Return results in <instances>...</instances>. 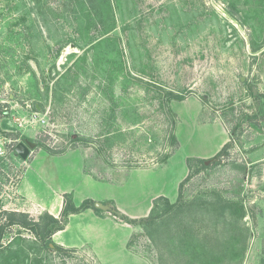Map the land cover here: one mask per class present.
Returning a JSON list of instances; mask_svg holds the SVG:
<instances>
[{"label":"rangeland","instance_id":"rangeland-1","mask_svg":"<svg viewBox=\"0 0 264 264\" xmlns=\"http://www.w3.org/2000/svg\"><path fill=\"white\" fill-rule=\"evenodd\" d=\"M172 94L207 107L189 120L182 111L180 149ZM211 114L228 148L188 165L185 154L218 139L195 122ZM23 138L35 144L26 158L15 151ZM263 146L264 0H0V264L10 247L28 255L16 264H93L6 226L11 212L41 221L18 185L28 167L57 176L52 156L65 152L121 183L106 191L133 212L171 191L173 212L156 209L129 241L153 263L243 264L250 247L247 264H264Z\"/></svg>","mask_w":264,"mask_h":264},{"label":"crops","instance_id":"crops-1","mask_svg":"<svg viewBox=\"0 0 264 264\" xmlns=\"http://www.w3.org/2000/svg\"><path fill=\"white\" fill-rule=\"evenodd\" d=\"M168 106L176 115L174 137L180 149L182 146L180 137L182 111L184 110L189 120V118H193L194 112H203L207 107L199 97L193 94L185 96L182 100L173 99L168 103ZM207 118V121H203L200 117V121L196 120L195 122L202 127L213 126L212 129L216 131L218 139L208 148L198 144L192 152L183 156L185 162L188 158L199 161L208 156L212 157L224 144L230 141L224 120L218 114H211ZM259 156V163L263 165L264 146L260 149ZM52 160L63 165L62 169L56 167L57 176L51 171L45 172L42 170V166L40 168L28 167L23 172L17 192L22 194L26 201L56 217L60 214L63 206L62 194L66 192L72 194V200L76 205L86 198L95 201H113L119 210L132 218L147 216L153 199L160 195L167 197L171 203L174 202L171 191L161 187L155 190L154 194L149 195L146 206L137 213L133 212L120 205L114 195L106 191L113 186L119 187L121 183L109 182L103 176L97 175L95 167L86 172L83 168V158L77 161L69 152H65L52 156ZM98 167L101 168L99 165ZM187 170L188 168H186ZM185 176L183 173L180 179ZM71 180L77 182L73 183ZM138 232L139 227L136 225L121 223L108 212L97 214L93 209L87 208L81 212L69 214L64 228L52 234V241L66 249L85 250L87 254L92 255L93 264H155L142 251L140 252L129 245L132 235ZM249 253L250 247L246 254L247 259L243 261V264L248 263Z\"/></svg>","mask_w":264,"mask_h":264},{"label":"trees","instance_id":"trees-1","mask_svg":"<svg viewBox=\"0 0 264 264\" xmlns=\"http://www.w3.org/2000/svg\"><path fill=\"white\" fill-rule=\"evenodd\" d=\"M254 50H257L253 48ZM185 94H172L170 95V99H175V100H182L184 99ZM228 143L224 144L223 147L214 155V158L217 159L220 157V155L223 154V152L228 148ZM192 158L187 159L188 165L192 161ZM203 164H205L204 160H199ZM182 184L179 185V190L181 192ZM180 193L178 194V196ZM63 197V206L60 211V214L56 217L52 214H50L48 211H45L43 215L40 217L41 221H30L26 219H18L16 216L21 215L16 212H11L8 213V218L6 222V226H11L13 224H19L24 227L30 228L34 234L39 238L40 242L47 246L49 249H53L54 251H59V252H65L69 250H74V249H66L63 248L60 245L55 244L52 241V234L57 231L61 230L64 228L68 215L71 213H78L81 212L87 208H91L94 210L95 213L97 214H102L104 210L97 208L94 206L95 200L86 198L82 200L78 205L74 204L72 200V194L70 192H66L62 194ZM111 202V201H109ZM108 201H105L103 203H109ZM176 204L171 203L169 199L163 195H160L153 199L152 201V206L150 209V212L147 216L141 217V218H132L126 215L125 213H122L117 209L115 205H112L111 209L109 210L114 218L124 221L126 223L132 224V225H144V224H152L154 221H156L158 216H164L167 215L175 209ZM242 212L239 218H243L245 216V209L243 206H240ZM156 209H162L158 214H155ZM23 215V214H22ZM158 215V216H157ZM26 216V215H24ZM3 230L1 229L0 231V240L2 237V232ZM152 240L155 242H159V238L157 237H152ZM158 244V243H157ZM51 246V247H50ZM24 253L21 249H15L13 250L12 247L6 249V264H16V262H20L21 259H18L19 255ZM22 256H24V259H27L28 255L24 253ZM16 258L19 260L17 261ZM23 259V260H24ZM22 260V261H23Z\"/></svg>","mask_w":264,"mask_h":264},{"label":"water","instance_id":"water-1","mask_svg":"<svg viewBox=\"0 0 264 264\" xmlns=\"http://www.w3.org/2000/svg\"><path fill=\"white\" fill-rule=\"evenodd\" d=\"M34 143L26 140L25 142H19L16 146H15V151L22 157V158H26L27 154H28V147H34ZM205 164H207L209 162V160H205L204 161ZM94 206L97 208H100L104 211H109L111 209V205L109 203H103L101 201H95L94 202Z\"/></svg>","mask_w":264,"mask_h":264},{"label":"flooded vegetation","instance_id":"flooded-vegetation-1","mask_svg":"<svg viewBox=\"0 0 264 264\" xmlns=\"http://www.w3.org/2000/svg\"><path fill=\"white\" fill-rule=\"evenodd\" d=\"M27 139L26 138H23L22 141L25 142Z\"/></svg>","mask_w":264,"mask_h":264}]
</instances>
